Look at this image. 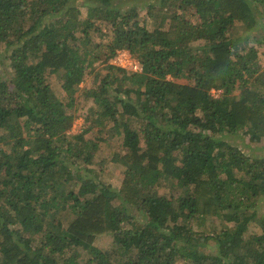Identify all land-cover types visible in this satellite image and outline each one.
<instances>
[{"label": "trees", "instance_id": "obj_1", "mask_svg": "<svg viewBox=\"0 0 264 264\" xmlns=\"http://www.w3.org/2000/svg\"><path fill=\"white\" fill-rule=\"evenodd\" d=\"M255 43L264 0H0V264H264Z\"/></svg>", "mask_w": 264, "mask_h": 264}, {"label": "rangeland", "instance_id": "obj_2", "mask_svg": "<svg viewBox=\"0 0 264 264\" xmlns=\"http://www.w3.org/2000/svg\"><path fill=\"white\" fill-rule=\"evenodd\" d=\"M82 11L84 14H86L87 12L86 7H83ZM103 27L105 30H108L109 25L103 26ZM96 39L99 40L98 36ZM254 46H255V49L257 50V56L259 57V60L264 65V44L255 43ZM110 62L112 61L110 60ZM88 83L90 82L85 81L84 83H81V85L86 86ZM219 93L220 91L215 92V96H218ZM84 125H85V115L83 114V112L80 111L78 116L75 118L74 125L70 129V132L79 133L82 131V128ZM248 138L249 137H242V138H237V139H230L229 141L235 142L239 147H242L245 150H249V148H251L252 149L251 152H253V150L257 153L264 152L263 151L264 150V138L261 141L252 143L249 146L246 145L249 142ZM113 139H116V138H113ZM102 147H108V149H106V151L102 153L103 156H106V163L103 165V172L101 173V177L107 183H110L114 187H117L120 184L124 171L126 170V167H127L121 162L122 156L120 154L119 156H117V151H119L122 148L121 146L118 145V143H116L115 140L113 143L109 145H105L104 143H102ZM258 147H263V149H256ZM115 156H117L118 158L115 159L116 158ZM108 242H109L108 237H101L97 239L96 245L101 246L102 244H107Z\"/></svg>", "mask_w": 264, "mask_h": 264}, {"label": "built area", "instance_id": "obj_3", "mask_svg": "<svg viewBox=\"0 0 264 264\" xmlns=\"http://www.w3.org/2000/svg\"><path fill=\"white\" fill-rule=\"evenodd\" d=\"M111 61L114 65L133 71H139L142 68L140 61L137 60L132 52L126 48L117 50Z\"/></svg>", "mask_w": 264, "mask_h": 264}]
</instances>
